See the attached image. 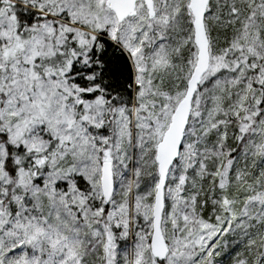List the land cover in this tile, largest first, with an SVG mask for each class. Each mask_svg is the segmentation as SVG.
<instances>
[{
    "label": "snow or ice",
    "instance_id": "1",
    "mask_svg": "<svg viewBox=\"0 0 264 264\" xmlns=\"http://www.w3.org/2000/svg\"><path fill=\"white\" fill-rule=\"evenodd\" d=\"M0 264H264V0H0Z\"/></svg>",
    "mask_w": 264,
    "mask_h": 264
}]
</instances>
